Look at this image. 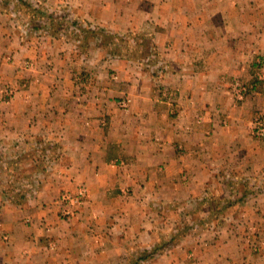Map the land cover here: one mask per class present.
Wrapping results in <instances>:
<instances>
[{
	"label": "crops",
	"instance_id": "crops-1",
	"mask_svg": "<svg viewBox=\"0 0 264 264\" xmlns=\"http://www.w3.org/2000/svg\"><path fill=\"white\" fill-rule=\"evenodd\" d=\"M47 1L114 30H156L153 41L172 67L150 83L124 59L98 54L86 64L60 39L23 41L0 13V79L20 77V60L37 64L15 98L0 95V139L28 156L49 141L61 148L37 199L15 205L0 194V264H123L190 219L191 200L208 186L222 192L227 171L264 179V138L250 133L264 115V81L242 103L228 94L232 76L253 83L264 71V0ZM82 71L88 74L79 80ZM124 95L131 103L120 108ZM81 182L87 201L73 218H61L58 193ZM148 264H264V193L236 213L230 208L216 232L186 233Z\"/></svg>",
	"mask_w": 264,
	"mask_h": 264
},
{
	"label": "trees",
	"instance_id": "trees-1",
	"mask_svg": "<svg viewBox=\"0 0 264 264\" xmlns=\"http://www.w3.org/2000/svg\"><path fill=\"white\" fill-rule=\"evenodd\" d=\"M0 13L8 15L9 19L17 25L20 31V39L23 41H30L32 37L44 34L62 38L74 45L76 49L82 50L87 48L90 37L110 36L113 42V48L110 50L111 55L119 51L117 48L120 47L125 52H134L135 55L139 54L143 57L145 66L152 68L154 74L164 73L168 70L169 61L163 58L161 50L153 41L156 30L143 29L142 31H131L127 34L114 33L108 28L97 24L96 21L79 17L69 6L43 8L38 0H0ZM141 43L145 48H148L146 51ZM148 59H151V61L149 62ZM49 142L52 145L39 146L30 152L31 155L28 156L27 153L23 152L24 148L16 147L17 143L0 139V169L10 180L6 190L1 188L4 202L21 205L36 194L38 184L42 183L45 177L42 178L41 176L39 180L37 170H32V173L36 174L34 177L38 180L37 183H34L33 178L28 179L27 176L29 175L23 174L22 167H24L25 162L33 157L34 159L31 162L34 165L40 162L47 165L56 162L60 157L61 148L57 145V142ZM43 169H47V166H43ZM47 172L51 173L50 170H47ZM234 175L230 173L224 180L223 185L227 188V194L221 195L207 188L200 198L191 200L193 209L192 212H188L191 216L190 219H182L178 227L167 231V233L165 232L166 234L161 236V241L151 244L147 248L141 247L135 252L138 253L137 256L125 259L124 264H139L146 259H152L166 245L173 246L178 243L195 226H206L210 220L218 218L230 206L244 202L252 193V186H248V179ZM197 207L206 208L207 213L196 212ZM129 260L132 263H129Z\"/></svg>",
	"mask_w": 264,
	"mask_h": 264
},
{
	"label": "rangeland",
	"instance_id": "rangeland-1",
	"mask_svg": "<svg viewBox=\"0 0 264 264\" xmlns=\"http://www.w3.org/2000/svg\"><path fill=\"white\" fill-rule=\"evenodd\" d=\"M38 2L40 3V5L43 8H49V7H52V8H61L63 6H69L77 14V10L74 9L71 5L66 4V3L63 4V5L55 6V5H52V4L48 3V1L46 2V0H38ZM97 19L92 18L90 20L91 21H96L97 24L102 25ZM87 20H89V19H87ZM104 27L108 28L111 32L119 33V34H127V33L131 32V31H135V32L136 31H142L143 29H146V30L151 31L150 29H148L146 27H143V28H141V27H139V28H132V29H127L125 31H122V30H114V29H112L109 26H104ZM39 36L46 37V35H44V34H41ZM39 36L32 37L30 39V41H34ZM47 37L48 38H51V39H60L61 42H62V44H63V46H64V48H65V52L70 51V50L71 51L72 50H75V51L79 52L80 55H81V57H80L81 58V61L84 62V63H86V64H88V62L91 59H92V61H94L96 58H98L97 55L100 54L101 61H110V60H113V59H124V60L129 61V63L131 64V66H133L136 70H140V71L144 72L145 77L147 78V80L150 81V83H151L152 77H153V79H155L160 74H164L163 72L154 74L152 68H149V67L145 66V62L143 61V57H141L139 54L135 55L134 52H132V53L125 52L120 47H118L117 50H119V51H117L116 53H112V55H111L110 54V50H111V48H113V42H112V38H110V36H102L100 38L90 37L88 39L87 48H84L82 50L76 49L74 47V45H72L71 43L63 40L62 38L51 37V36H47ZM141 46H143L142 43H141ZM144 49L146 51V49H148V48H145L144 47ZM161 52H162L163 58L165 60H167V61H170L169 59H167L164 56V52L162 50H161ZM10 60L11 59L9 57H7V56L5 57V61L6 62H10ZM148 60H149V62L151 61V59H148ZM93 64H94V62H93ZM170 66L172 67L171 63H169L168 69H169ZM18 67L20 69V74L21 75H20V77L18 76V78L16 80H13V81H5V80H1L0 79V95L3 96V98H4V100L6 102H8L11 99L15 98L16 93L19 91L18 90L19 89V86L25 85V82L22 83V82H19V81L20 80L25 81L26 78H27L26 76H27V74L29 72H32L34 70H37V64H36L35 58H25L23 60H20V62L18 64ZM94 68L95 67L91 68V70H93V71L96 70ZM112 72H115V70L109 68L108 74H111ZM84 73H87V72H83L82 71L80 73H77V75H76L77 79L81 80V76L83 77L84 76L83 75ZM113 78H116V75H113ZM263 81H264V71L261 68H259L256 71L255 76H254V82L253 83H248L247 81H244L241 78H239V76L234 75V76L231 77L230 82H229L228 94L232 98V100H234V102H236V103H242V102L245 101L246 97L251 93V91L253 90V88H255V86H257L258 84L262 83ZM235 86H237V87L238 86H244L245 87V92H244V94L242 95L241 98H238L234 94L233 91H234V87ZM232 88H233V91H232ZM130 103H131V97H129V95H124L123 97L119 98V100H117V105L120 108H126V107H128L130 105ZM215 112H216V114H218L221 117V125H223V126L227 125V115L222 114L223 113L222 109L220 107H218L217 109H215ZM259 117H264V115L263 114H259V115L255 116V118L253 119V121L251 123L250 133L255 138H264V135L260 136V135L256 134L255 128H254L256 126L255 125V120L257 118H259ZM196 120L198 122L202 121L203 120V115L196 116ZM101 124L102 125L105 124V119L104 118L101 120ZM177 149L180 152H182L183 151L182 145H178L177 146ZM32 159H34V157L33 158H30L28 162H25L24 167H22L23 174L24 175L25 174L26 175H29V176H27V178L28 179L33 178L34 179V183H37L38 180H37L36 177H34V175L36 176V174L32 173V170L35 169V170H37L36 172L39 173V180H40L41 176H42V178H44V177L45 178L43 179V182L42 183H39L38 184V191L36 192V194L34 196H32L31 198H29L28 200H26L25 202L32 201V200L37 199L39 197L40 192L43 189L44 182L47 179V176L48 177H52V175H50L51 173L49 174L47 172V170H50L52 172V171H54V168L57 165V161L54 162V163H52V164H49V165L43 164L41 162L40 163H37L36 165H34L31 162ZM120 164L121 165H125L126 163H125L124 160H122V162H120ZM43 166L44 167L47 166V169H43ZM181 172H183L181 174L183 180H188L189 172L186 169H183ZM233 172L234 173H232V174H235L234 176L241 177V178H245V179H248L249 180L248 186H252V193L246 198V200L244 202H240V203H237L234 206H230L226 211L223 212L222 215L220 214L218 218L213 219V220H210V222L208 223V225H206V226L197 225V226H195V228L193 230H190L187 233L192 234L193 232H197L198 233V232H206V231H208V232H212V231L216 232L218 230V228L223 224L225 218L227 217V212L230 210V208L231 209H234V212L236 213L252 197L256 196V194L264 193V182H263L264 179L260 180L261 182H259L258 179H255L254 178V176L251 177V175H249V176L248 175H244L245 173H242V172L239 174V173H237V171H233ZM230 173L231 172L227 171L225 173V176L224 177L226 178V176L228 174H230ZM128 174H130L129 171H128ZM225 178H222L221 179L222 192H219L216 189H211L208 186L209 190L216 191V192H218L221 195L227 194V190H226L227 188H225V186L223 185ZM7 181H8V183H7ZM9 181L10 180L7 179V177H6L5 173L3 172V170L0 169V194H1V188H4L5 190L7 189L8 184H10ZM79 188H84L85 189V193H84V195L82 197H80V198L78 197L77 198L76 197V194H77ZM259 188H262V191L261 192H257V190ZM128 193H129V190H128V188L125 187L124 190H123V194H121V195L124 198H126L128 196ZM64 196H69V198L71 196L72 199L71 200H64L63 199ZM1 197H2V195H1ZM87 198H88V186H87V184L85 182H81V183L77 184L72 189H64V190H61L58 193V198H57V206H58V208H57V215H59L61 218L67 219V220H69L70 218H73L76 215V213H78V211L80 210V208L85 204V202L87 201ZM195 199H197V198H195ZM66 207H69L71 209V214L68 217L66 215L65 216L62 215L63 214L62 211ZM192 209H193V206L191 204V206L189 207L190 212H192ZM197 211L198 212H203L205 214L207 213V209L206 208L197 207L196 212ZM187 214H189V213H187ZM27 221H30V219H27ZM211 222L212 223L213 222L216 223L215 225H213L215 227H212L211 226ZM175 227H172L171 226L170 229H173ZM167 229H165V230H167ZM165 232L167 233V231H165ZM166 236H168V235H166ZM4 238H5V240H7V237H4ZM178 243H176L175 245H173V247L174 246H177ZM47 245H49L51 248H53L55 246V242L53 240H49V242H48ZM171 247H172V245L171 246L166 245L161 250H163V249H169ZM250 247H251V249L253 251H256L257 250V245L255 243H251L250 244ZM125 259L127 260V258H124V262H125ZM150 261H151V258L150 259H146L143 262H140L139 264H148V262H150ZM128 262L129 263H132V261H130V260Z\"/></svg>",
	"mask_w": 264,
	"mask_h": 264
},
{
	"label": "built area",
	"instance_id": "built-area-1",
	"mask_svg": "<svg viewBox=\"0 0 264 264\" xmlns=\"http://www.w3.org/2000/svg\"><path fill=\"white\" fill-rule=\"evenodd\" d=\"M232 91H233V88H232ZM233 92L238 98H241L242 95L245 92V87L244 86H238V87L235 86ZM255 125L256 126L254 128H255L256 134H258L260 136L264 135V117L257 118L255 120ZM84 193H85V189L84 188H79V190H78V192L76 194V197L80 198V197H82L84 195ZM63 199L64 200H71L72 197L70 196V198H69V196H64ZM62 213H63L62 215H64V216L66 215L68 217L71 214V209L69 207H66V208L63 209Z\"/></svg>",
	"mask_w": 264,
	"mask_h": 264
}]
</instances>
